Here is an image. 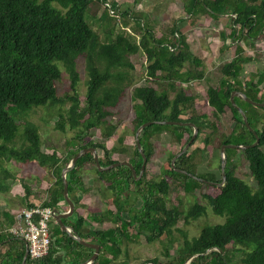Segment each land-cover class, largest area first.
Masks as SVG:
<instances>
[{
    "label": "trees",
    "instance_id": "16d2710c",
    "mask_svg": "<svg viewBox=\"0 0 264 264\" xmlns=\"http://www.w3.org/2000/svg\"><path fill=\"white\" fill-rule=\"evenodd\" d=\"M91 3L104 6L105 18L102 15L99 19L119 18L117 3L109 0H0V140L13 144L22 128L23 132L18 137L21 145L8 149L7 158L22 163L34 162L49 169L53 175L54 180L47 190L48 198L40 204L41 207L53 209L64 202L60 173L80 150L88 147L96 148L97 152L102 150L103 157L98 155L101 166L118 162L111 158V154L117 152L115 146L108 149L104 142L85 140V136L96 129L101 131L104 140L115 134L116 127L108 119L111 117L109 109L117 106L128 85L127 69L132 68L129 56L137 52H143L146 56L147 79L155 81L158 86L161 81L167 82L169 90L158 91L148 84L133 88L134 133L145 122L192 123L198 129V136L191 147L204 130H210V134L204 138L205 145H209L210 135L217 132L220 117L230 110L234 128L230 135L220 141L218 150L222 145L251 146L255 142V136L245 126L230 101L232 92H239L254 102H264V75L247 82L239 79L244 65L251 61L250 58L238 55L225 63L221 67L219 87L207 89V102L213 110L214 121L208 120L205 115H192L183 120L181 117L193 106V98L183 88L177 89L175 83H190L204 77L202 64L190 52L185 39L174 28L172 41L166 43L163 39H155L143 26V30L134 29L140 34L138 40L135 34L124 30L116 34L107 30L104 35L106 41L101 42L99 34L84 18ZM183 10L188 18L199 13L207 14L214 20L220 16L228 17L231 27L225 40L231 43L241 40L243 33L246 36H257L264 32V0H184ZM128 16L132 17L124 13L122 18ZM126 23L125 20L124 27ZM79 57L85 58L88 76L83 107H80L78 96L79 74L76 62ZM56 62L61 64L70 77L71 93L65 97L57 94L56 83L61 79V71ZM186 65L189 69L184 71ZM170 91L175 93L173 99L170 98ZM236 100L234 98L238 106ZM67 102L70 103L67 117L61 114L57 127L62 131L67 127L76 133L71 143L74 147L61 159L55 152L49 155L42 151L38 126L29 121L27 116L36 108L62 106ZM247 118L249 126L259 137L255 147L242 149L255 182L254 187L235 175L231 154L227 149L226 181L223 186L205 184L176 172V169H180L190 174L184 168V162L190 160L188 151L176 160L175 167L171 166L175 155L169 156L160 179L146 180L147 164L154 154L152 139L167 132L170 142L178 145L181 151L193 134L191 127L153 124L142 131L140 143L147 164L139 180L124 165L99 172L92 153L82 155L66 174L67 191L74 203V211L62 222L72 227L82 240L99 245L98 255L92 264H129L127 250L122 247L139 242L141 237L147 244L163 238L169 244L175 241L173 257L166 264H264V127L261 131L257 129L256 125L262 122L259 117L255 121L253 116ZM18 120L23 121L22 125ZM118 140L122 143L124 138L119 137ZM5 150L6 147L0 145V154L5 153ZM127 161L134 167L138 177L143 158L136 143ZM90 166L94 167L96 179L104 182L106 190L111 193L114 211L107 209L104 213L90 216L92 221L99 224L110 216L111 224L106 228H89L85 218L76 211L80 203L78 196L88 189L81 172ZM3 171L9 176L7 171ZM196 177L222 182V175L220 180H215L213 175L208 178ZM2 182L0 180V192L8 191L9 186ZM172 183L185 195L193 194L202 186L209 187L214 194L210 192L201 195L206 206L196 202L183 211L173 204L167 206ZM129 191L140 201L139 208L133 206ZM25 192L27 197L30 191L26 187ZM32 206L27 204V207ZM206 207L223 221L205 225L196 237L188 238L185 232L177 228V223L182 221L183 226L190 225L205 214ZM12 222L11 218V225ZM53 223L55 227L50 230L51 241L47 255L37 260L26 258L25 264H79L92 255L91 248L79 244L63 232L54 220ZM174 231L179 235V242L173 238ZM3 242L22 244L21 240L7 233L0 234V243ZM168 251V246H164L166 256L169 255ZM234 254H240L238 263L234 261ZM23 255V247H20L15 264H22ZM121 255L123 259H120ZM4 259L5 256H2L0 264H7ZM143 264H158V261L152 259Z\"/></svg>",
    "mask_w": 264,
    "mask_h": 264
},
{
    "label": "rangeland",
    "instance_id": "374dc122",
    "mask_svg": "<svg viewBox=\"0 0 264 264\" xmlns=\"http://www.w3.org/2000/svg\"><path fill=\"white\" fill-rule=\"evenodd\" d=\"M117 3L119 18L109 20L99 19L100 16L106 15V10L103 5L91 3L85 13V20L95 30L100 37V41L104 42L105 32L112 31L113 34L124 30L128 33L135 34L136 40L139 39V32L134 29L144 28L148 29L155 39H163L167 42L172 41V31L177 29V33L185 39L188 44L190 52L201 62V69L204 72L202 80H194L190 83H181L176 81L175 86L177 89L183 88L184 92L193 98V106L185 112L181 117L183 120L188 119L192 115H205L208 120L214 121L212 115L213 110L208 106L206 91L209 87H219L222 78L221 67L228 63L234 56V46L231 45L229 51L222 52V39L220 33L222 31V24H226L225 20H214L207 14L199 13L193 18H188L183 10L184 0H109ZM127 13L132 17L122 18V15ZM107 17V16H106ZM227 19V18H226ZM127 21L126 27L123 22ZM231 24V22H230ZM106 29V30H105ZM107 33V32H106ZM253 71L264 69V57L257 53L255 57ZM129 61L132 68L128 70V85L124 89V93L115 108L109 109L111 117H108L109 122L116 127L115 134L108 140H104L99 129L91 130L86 136L85 140L92 142H104L108 149L113 146L117 148V152L111 154V158L118 162L127 161L130 153L135 145L134 133V111L132 102V90L136 86L151 85L158 91L169 90V84L161 81L159 86L153 80H148L146 76V56L143 52L129 56ZM57 67L61 71V79L56 83L57 94L59 97H65L70 92V77L61 64L56 62ZM189 66L186 65L184 71L188 70ZM76 70L79 74L78 80V96L80 107L85 105V97L88 79L86 72L85 58L79 57L76 62ZM170 98H174V91L169 92ZM236 103L247 116H253L254 121L259 117L262 122L257 124V129L262 130L264 127V110L263 108L248 106L242 98H236ZM243 100V101H242ZM70 103L64 105H55L48 107H39L32 110L27 119L38 126L41 138V149L46 154L57 153L58 157L63 159L70 148L74 146L73 137L75 131L66 127L64 131L58 129L57 123L59 122L60 115L64 118L67 117V110ZM240 105V106H239ZM253 121V122H254ZM22 125L23 121L18 120ZM234 120L230 110L220 117L218 122L217 132L210 135V144L205 145L204 138L210 134V130H204L202 135L196 143L188 150V157L190 160L184 162V168L190 171L194 176L213 175L215 180L221 179V153L218 150L220 141L231 134L234 128ZM255 128V126H253ZM20 128L17 133L16 141L6 143L0 140V145L6 147L5 153L0 154V180L2 184L8 185L9 189L6 192H0V203L7 204L10 209L15 212L24 207L25 199L32 201L31 203L41 204L48 198L47 190L51 186L54 178L52 177L49 169L40 167L34 162H16L13 159H8L6 151L12 149V146L19 147L21 140L18 138L22 133ZM119 137H123L122 143L119 142ZM170 135L164 132L159 137H154L152 143L154 146V154L147 164V179H160L161 172L167 167L169 156L177 155L180 153V147L173 145L170 142ZM233 141V140H232ZM236 145V144H230ZM222 147V146H221ZM128 148L123 152L122 149ZM264 149V147H263ZM231 154V164L234 166L235 175L247 182L251 187L255 186V182L250 175L248 162L245 160L242 149H227ZM98 155L103 157V151H98ZM7 171V176L4 171ZM83 182L87 191L82 193L80 203L76 208L77 213L85 218L89 228L101 229L108 227L110 216L102 224L92 221L90 218L93 214L104 213L107 209L114 211L111 201V193L106 190L104 182L98 181L97 175L94 172V167L90 166L84 168L81 172ZM211 182V181H210ZM216 182V181H213ZM25 187L30 191L29 197L25 198ZM211 191L209 187L202 186L201 189L196 190L193 194L185 195L175 183L170 184V193L168 194L166 203L170 207L171 204L176 205L180 210H188L192 204L198 203L206 206V202L201 198L202 194H208ZM132 204L135 208H139L140 201L132 196L129 191ZM211 194H214L213 191ZM13 195V196H11ZM10 204V205H8ZM2 205V204H0ZM65 206L64 208H66ZM8 208V210H9ZM63 211V210H62ZM79 214V215H80ZM126 217L125 214L122 215ZM223 220L214 216L209 207H206V212L203 216L190 223L188 226H183L182 221L177 223V228L186 233L188 238L196 237L200 229L205 225H214L221 223ZM49 229H54L53 219L48 221ZM173 238L179 242L180 238L176 231L173 232ZM164 246H168L169 255L164 253ZM176 243L172 241L171 244L167 243L166 239L147 244L143 237L137 243H130L122 249L127 250L129 264H143L152 259H156L158 264H166L168 260L173 257ZM230 250V248H229ZM123 259V255L120 256ZM240 254H234V261L238 263Z\"/></svg>",
    "mask_w": 264,
    "mask_h": 264
},
{
    "label": "water",
    "instance_id": "95a60500",
    "mask_svg": "<svg viewBox=\"0 0 264 264\" xmlns=\"http://www.w3.org/2000/svg\"><path fill=\"white\" fill-rule=\"evenodd\" d=\"M236 97H241L248 104H250L252 106H255V107H259V108H264V102H262V103L254 102V101L248 99L244 94L239 93V92H232V94L230 96L231 104L233 105V107L241 115L245 126L255 136V138H256L255 142L251 146H242V145L240 146V145H230L229 144V145H223L221 147L220 153H221V174H222V182H220V183L210 182V181H207V180H204V179L197 178L196 176L191 175L188 172L183 171V170H180V169H176L175 170L176 172L181 173V174H184V175H189L191 178L197 179V180H199V181H201V182H203L205 184L215 185V186H223V184L226 181V173H225L226 156H225V150L226 149H248L250 147H255L259 143V137L256 134V132L254 130H252L251 127L249 126L248 118H247L246 114L244 113V111L240 107H238L235 104L234 98H236ZM153 124H155V125H167V126H172L173 125V126H180V127H183L184 126V127H191V128H193V134H192L189 142L184 146V148L180 151V153L177 154L172 159V161H171V166L172 167H175L176 160L178 158H180L181 156H183L185 153H187V151L190 149L191 145L193 144V142L195 141V139L198 136V129L192 123L169 122V121H155V122H145L142 125H140L136 129V131H135V143H136L137 148H138V150L140 152V155L143 158V163H142L141 171H140L138 177H137V173H136L134 167L128 161L115 162V163H112V164H110L108 166H101V164L99 162V156H98L97 149L94 148V147H88V148H84V149L80 150L70 160V162L62 168L61 173H60V176H61V179H62V184H63L62 194H63L64 203L66 204L67 209L65 211H62L59 206L54 207L52 209V218L60 226L61 230L63 232H65V233H67V235L69 237H71L72 239H74L75 241H77L79 244H81V245H83L85 247L91 248L93 250L92 255L86 261L81 262L79 264H92L94 262V260L96 259L97 255H98L99 245L98 244H95V243H91V242L82 240L78 235L75 234V232L73 231L72 227L66 226L62 222V219L70 217L73 214V211H74V203L71 200V198L69 197L68 191H67V180H66V174H67V172L69 170H71L76 165L77 160L82 155L86 154L87 152H91L92 155H93V158L95 160L96 167L98 168L99 172H101V171H107V170L116 168V167H118L120 165H124V166H128L132 170L133 175L136 176L135 177L136 180H139L140 178L143 177V174H144L145 169H146V164H147V159L145 157V154H144V152L142 150V146H141V143H140V135H141L142 131L145 128H147V127H149V126H151ZM78 198H80V197L78 196ZM24 245H25V252H24V255H23V259H22V264H25V261H26V258H27V248H26V244L25 243H24Z\"/></svg>",
    "mask_w": 264,
    "mask_h": 264
},
{
    "label": "crops",
    "instance_id": "0c3cea01",
    "mask_svg": "<svg viewBox=\"0 0 264 264\" xmlns=\"http://www.w3.org/2000/svg\"><path fill=\"white\" fill-rule=\"evenodd\" d=\"M227 18V19H226ZM225 20L226 24H222L221 26V39H222V52L225 51H229V49L231 48V45H236L234 46V57L241 55L242 57H247L250 58L251 61L247 64L244 65L243 70L239 76V79L241 82H247L250 81L252 78L255 77L258 78V76L264 75V69H260L259 71H253V65L255 62V59L253 57L256 56L257 53L261 54V57H264V32L261 35H247L245 33H243V37L241 40L239 41H234L233 43H231L229 40H225V38L227 37V35L230 33V19L226 16H220L217 18V20ZM236 30L238 29V27L235 28ZM222 36H224L222 38ZM244 88V87H243ZM236 98H241V97H236ZM13 196V195H11ZM29 197V196H28ZM25 198H27L25 196ZM5 203V201H3ZM32 201H30L29 199H25V202H21L24 203V208H27V204H32V205H40L37 203H31ZM4 203H0L2 205H0V234H5L6 229L8 227L11 226V218L13 220L12 223L15 222V216L22 210L20 208V211L18 210L17 212H15V210L12 208L10 209L7 204ZM10 205V204H8ZM61 210L65 211L67 209L64 208L66 205L64 202H60L59 205ZM9 208V210H8ZM80 214V213H79ZM81 215V214H80ZM55 222V221H54ZM20 247H23V251L25 252V245L22 242V244L20 245L19 243H13V242H3L0 243V259L2 256H5L4 262L6 261L7 264H15V259L17 257V255L19 254L20 251Z\"/></svg>",
    "mask_w": 264,
    "mask_h": 264
},
{
    "label": "built area",
    "instance_id": "2783aa9c",
    "mask_svg": "<svg viewBox=\"0 0 264 264\" xmlns=\"http://www.w3.org/2000/svg\"><path fill=\"white\" fill-rule=\"evenodd\" d=\"M51 219L52 208L33 205L22 209L5 232L26 244L28 259L37 260L48 253L51 241L48 221Z\"/></svg>",
    "mask_w": 264,
    "mask_h": 264
},
{
    "label": "flooded vegetation",
    "instance_id": "af4514ba",
    "mask_svg": "<svg viewBox=\"0 0 264 264\" xmlns=\"http://www.w3.org/2000/svg\"><path fill=\"white\" fill-rule=\"evenodd\" d=\"M223 146V145H222ZM222 175V174H221ZM215 183H220V182H215Z\"/></svg>",
    "mask_w": 264,
    "mask_h": 264
}]
</instances>
